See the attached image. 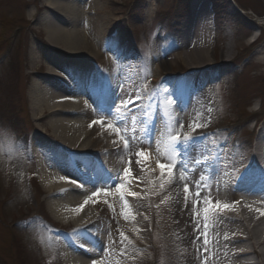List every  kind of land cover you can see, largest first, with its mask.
I'll return each mask as SVG.
<instances>
[{"label": "rangeland", "instance_id": "374dc122", "mask_svg": "<svg viewBox=\"0 0 264 264\" xmlns=\"http://www.w3.org/2000/svg\"><path fill=\"white\" fill-rule=\"evenodd\" d=\"M75 1L71 22H66V27L72 31L68 34L71 40L75 37L78 42L80 58L65 48H52L46 41L49 25L55 18L46 0H0V264H67L63 248L68 246L77 255L70 241L76 235L86 236L84 232H99L96 223L106 232L103 249L97 248V258L104 255L107 237L111 235L118 241L112 251L120 256L123 233L134 248L124 243L126 257L120 256L122 264H199L194 238L179 234L181 217L176 214L175 198L178 180L171 186L166 182L161 189V168L155 169L147 162V171L141 172L137 166H131L129 161L133 159H124L123 153L118 157L121 170H128L134 178L144 177L143 183L126 185L128 190L140 189V197L144 198L136 205V210L145 216L143 230L141 223L134 224L138 233L121 226L110 194L104 196L105 203L96 210L98 217L90 225L81 228L68 222L67 226L54 219L49 206L52 194L43 188L37 175L39 158L50 165L60 164L67 171L71 170L70 162H81L91 176H96L95 189L102 192L110 193L109 188L101 186L104 180L111 178L112 184L114 181L108 167L97 160L103 166L99 170V163L97 166L79 147L67 149L54 138L50 119H56L55 114L44 109L46 116L34 119L30 91L34 82L41 89L45 83H52L46 73L47 61L57 62L62 70L75 64L81 75L75 77L76 92L70 97L79 96L81 105L98 104L94 119L104 121L103 113L113 90L120 88L124 95V88L136 90L147 80L149 94L159 92L164 85L178 102L177 107L187 109L178 115L184 123V134L189 132L191 95L204 91L213 109L212 124L195 135H214V143L227 145L231 156L227 171L209 181L211 190L223 175L229 176L234 205L239 206L237 195L256 184V176L260 178L253 168L247 167L251 161L258 166L264 155V62L260 61L264 56V0L205 1L208 19L213 24L209 47L212 65L199 69H191L181 59L175 60L176 55L185 51L181 25L191 16L194 0H97L100 9L91 6V0ZM152 7L155 9L147 16ZM92 18H98L106 29L102 42L93 43L97 45L93 56L81 44L89 36L87 27ZM254 35L257 41L253 44L250 40ZM113 48L115 55L109 58ZM71 114L76 117V113ZM157 128L162 130L160 163L164 165L163 141L167 132L164 124ZM130 146L143 151L142 136ZM109 161H114L112 156ZM84 172L78 174V179L83 180ZM82 183L93 187L91 182ZM165 198L167 204L163 203ZM215 203L212 198V204ZM129 207L122 208L123 214H132L135 206ZM202 219L198 217L194 226ZM222 222L221 215L215 228L210 225V241ZM90 246L95 248L94 244ZM217 262L226 264L214 255L212 264Z\"/></svg>", "mask_w": 264, "mask_h": 264}, {"label": "bare ground", "instance_id": "6f19581e", "mask_svg": "<svg viewBox=\"0 0 264 264\" xmlns=\"http://www.w3.org/2000/svg\"><path fill=\"white\" fill-rule=\"evenodd\" d=\"M46 1L48 2V6L53 9L55 16L53 22L49 25L51 28L46 41L52 48H65L68 52L74 54V57L80 58L79 51L76 49L78 42L75 41V37L74 40L73 38L71 40V36L68 34H72V31L66 27V22H71L69 20L73 16L76 1ZM205 1L194 0L192 2L191 16L185 19L181 25L180 36L185 46V51L182 54L180 53L179 56L176 55L175 60L181 59L182 63L191 69H199L200 66L212 65L209 59L211 56L209 47L213 37L211 31L213 24L208 19L209 7ZM91 6H95L97 9L101 8L97 0H91ZM154 9V7L148 9L147 16H150ZM90 20L87 27L90 30L88 31L89 36L83 38L81 44L84 50L93 56L95 52L94 48H97V45L94 46L93 43L100 44L102 42L104 37L103 33L106 29L104 24H100L101 22L98 18H92ZM66 33L67 37L65 36ZM256 37L255 35L252 36L250 42L254 41ZM68 42L72 44L70 45ZM114 55L115 49L113 48L108 57L113 58ZM260 61L264 62V56ZM56 63L47 61L46 65V73L48 78L52 80V83H45L43 89L36 82L32 86L30 97L33 117L35 120L43 119L46 116L45 113H42L44 109H47L48 113L55 114L54 117L57 118L50 119L51 133L54 138L59 140L67 149L79 147L83 152L88 154V157H92L97 162V166L101 162L104 166L108 167L113 177V184H115L117 177L125 172V170H121L120 168L122 165L121 160L118 159L120 153L124 154L123 157L126 160L127 158L133 159L129 162H132L131 166L134 168L137 166L135 153L138 151H136L134 146H129L127 153L123 151V138H118L113 132L108 130L109 121L106 116H104V123H93L94 121H99V119H94V116L96 117L98 113V104L81 105L78 100L79 96L75 95L73 98L70 97L75 94L72 92H76L75 89L77 87V82L73 84L72 81L75 77L81 75V72L75 64L62 70V67ZM191 96L188 105L190 123L193 121L194 114L203 112L207 115V108H211L209 96L204 91L193 93ZM71 112L76 113L74 115L76 117H73ZM89 125L93 126L89 128ZM121 131L123 132V129ZM158 131L159 135L157 136L156 143L160 146V151L158 152L157 148L151 146V144L149 146L144 145L143 150L148 154L147 162L149 164L151 163L155 169H160L157 165H162L160 163L162 161V158H160L162 151L161 128ZM113 141H117V143L114 144ZM109 156H112V160H114L112 163L109 161ZM39 161L38 179L43 188L52 194L53 199L49 202V206L54 219L67 226H69L68 222H73L81 228L95 222L98 217L96 210H99L100 206L105 203L104 196L89 199L95 191H100L98 187L95 189L96 183L94 180H96V176H91L92 174L88 172L89 170L86 167H81L84 164L76 160L70 162L72 167L68 171L60 164L50 165L44 161L42 162L40 158ZM258 163L257 166L251 161L247 168H253L260 175V178L256 176V184L242 190L241 194L237 195L236 201L239 206L235 205L234 208L223 213L221 229L215 233V236H218V242L213 239L214 236L211 238L214 255L219 259H224L226 264H264V215H260V213H264V155ZM100 167L101 169L103 168L99 163V170ZM83 172L85 173L84 177H87V179L82 177L84 183L91 182L94 188L86 187L82 183L83 180L78 179V174L80 175ZM195 179L196 175H193L192 180L194 181ZM66 180H70L72 183H65L64 181ZM77 183L81 184L80 188L75 186ZM216 185L210 191L213 200L221 203V205H234L232 178L223 175ZM184 186V183L177 181L175 198L178 209L176 210V214L181 217L178 229L181 236L194 238L193 228L195 226L193 224L192 185L191 183L187 184L190 190L189 194L183 192ZM109 191L111 195L110 201L112 202L114 211L117 213V220L121 226L138 233L139 229L135 225L136 223H141L140 227L143 230L142 223L145 221L144 213H139L136 210V205L141 199H132L128 196L129 193H132L134 196L140 197V189L136 192L134 190H128L125 186L122 193L117 192L114 188H109ZM122 194L125 196V202L128 205L132 206V208L135 206V209H132V214H123L122 208L125 207L120 200V195ZM186 195L188 197L187 203L185 200ZM85 200H88L87 205L84 204ZM76 209L82 210L75 211ZM127 209H130V207ZM95 226L99 229V232H93L92 234L84 232L86 236L76 235L70 241L69 244H71V247H73L77 255H74L68 246L67 249L65 248L66 246L63 248L62 254L67 264H97V261H100L101 264H122V258L115 251H112L114 247L113 242L115 241L114 235L107 237L108 245L104 250V255L101 258H97L100 255L99 249L97 248L103 249L102 246L106 240V232L104 231V227L101 229L102 225L100 223H96ZM225 235L229 236L228 241L223 239ZM93 244L95 246L94 249L90 246Z\"/></svg>", "mask_w": 264, "mask_h": 264}, {"label": "snow or ice", "instance_id": "6c2138e0", "mask_svg": "<svg viewBox=\"0 0 264 264\" xmlns=\"http://www.w3.org/2000/svg\"><path fill=\"white\" fill-rule=\"evenodd\" d=\"M73 84L76 80L72 81ZM149 81H145L143 85H137L136 90L124 88V95H121V89L113 90L110 103L107 110L103 113L108 118V130L113 132L118 138H123V151L128 152L130 144H134L138 136H142L144 145L156 147L160 151V146L157 145L156 140L159 135L157 128L158 124H164L167 136L163 141V153L165 155L166 163L164 165H157L161 168V179L159 186L164 188L167 182L169 186L176 180L184 183L183 192L189 194L188 183L192 185L191 196L193 197V224H196L197 218L202 216L201 223L193 228L192 240L193 245L196 246L197 259L199 264H212L214 253L212 251V242L210 241L208 229L215 228L219 222V217L235 207V205H228L216 202L212 204V196L210 194L211 186L209 181L225 173L230 165L231 156L227 153V145L217 146L214 143V135L196 136L198 131H204L212 124L211 113L212 108H207V115L203 112L193 115V121L189 124V132L183 133L184 123L178 119V115L183 114L187 109L177 107V101L173 97L168 87L160 86L159 92L148 93ZM142 89V90H140ZM63 102V101H58ZM171 110V111H170ZM159 117V119H157ZM105 121H94V124L104 123ZM93 125H89L91 128ZM123 129V132L121 131ZM117 143V141H113ZM119 151V149H117ZM136 163L139 171L146 172L145 164L147 163V153L139 151L135 153ZM227 156V158H225ZM131 163V162H130ZM86 167L85 165L81 166ZM166 175V180L164 179ZM196 175L193 181L192 177ZM87 179V177H85ZM239 179V177H237ZM109 180L102 182V187L105 189L114 188L117 192L122 193L124 187L130 183H143L144 177L139 176L134 178L132 174L126 170L119 177L117 182L112 184ZM65 183H72L70 180ZM155 183V182H153ZM77 188L81 187L80 183L75 185ZM143 190V189H142ZM203 190V191H202ZM110 193L108 191H95L89 199L95 197L105 196ZM63 195V194H61ZM128 196L132 199H144L143 197L134 196L129 193ZM203 197V198H202ZM120 200L125 208L129 205L125 202L126 198L122 194ZM187 203L188 197L185 196ZM168 198H165L163 203L167 204ZM88 204V200L84 201ZM201 212H198L197 209ZM76 209L75 211H81ZM264 215V213H260ZM202 232V235L197 233ZM218 242V236L213 237ZM225 241L229 240V236L223 237ZM120 256L126 257L124 250V243L126 242L131 248H134L132 241L127 236L121 233L120 235ZM113 243H116L115 241ZM138 254V253H137ZM97 264H101L97 261ZM218 264V262H217Z\"/></svg>", "mask_w": 264, "mask_h": 264}]
</instances>
